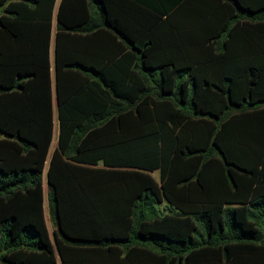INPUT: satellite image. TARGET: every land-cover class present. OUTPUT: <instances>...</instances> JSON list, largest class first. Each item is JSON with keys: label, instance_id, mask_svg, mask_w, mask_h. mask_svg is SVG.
<instances>
[{"label": "trees", "instance_id": "1", "mask_svg": "<svg viewBox=\"0 0 264 264\" xmlns=\"http://www.w3.org/2000/svg\"><path fill=\"white\" fill-rule=\"evenodd\" d=\"M0 134V264H264V0H0Z\"/></svg>", "mask_w": 264, "mask_h": 264}, {"label": "rangeland", "instance_id": "2", "mask_svg": "<svg viewBox=\"0 0 264 264\" xmlns=\"http://www.w3.org/2000/svg\"><path fill=\"white\" fill-rule=\"evenodd\" d=\"M0 136H1V134H0ZM52 143H54V140L52 141ZM154 175H155V173H154ZM58 264V263H57Z\"/></svg>", "mask_w": 264, "mask_h": 264}]
</instances>
